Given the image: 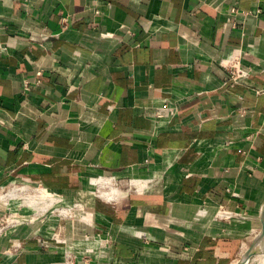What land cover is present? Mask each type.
<instances>
[{"label":"crops","instance_id":"crops-1","mask_svg":"<svg viewBox=\"0 0 264 264\" xmlns=\"http://www.w3.org/2000/svg\"><path fill=\"white\" fill-rule=\"evenodd\" d=\"M0 191V264H233L264 213V0H0Z\"/></svg>","mask_w":264,"mask_h":264},{"label":"built area","instance_id":"built-area-1","mask_svg":"<svg viewBox=\"0 0 264 264\" xmlns=\"http://www.w3.org/2000/svg\"><path fill=\"white\" fill-rule=\"evenodd\" d=\"M230 11L233 14L237 13L235 9H231ZM223 68L227 72L229 79L233 83H239L240 81L244 80L246 77L245 73L242 71L240 67L239 59L234 58L231 61L227 60L225 64H223ZM4 214L2 217L8 218L9 226L16 224L19 221V217H18L19 215L17 213L11 212V213H7V215Z\"/></svg>","mask_w":264,"mask_h":264},{"label":"bare ground","instance_id":"bare-ground-1","mask_svg":"<svg viewBox=\"0 0 264 264\" xmlns=\"http://www.w3.org/2000/svg\"><path fill=\"white\" fill-rule=\"evenodd\" d=\"M101 195H104V197L107 199H112L115 195L114 189L111 188L109 193H106V194L101 193ZM262 224H263V228L257 235V241L255 243V246L252 248L251 253L249 257L247 258V260L241 264H264V213L262 215ZM237 263H238V260L235 264Z\"/></svg>","mask_w":264,"mask_h":264},{"label":"rangeland","instance_id":"rangeland-1","mask_svg":"<svg viewBox=\"0 0 264 264\" xmlns=\"http://www.w3.org/2000/svg\"><path fill=\"white\" fill-rule=\"evenodd\" d=\"M91 186H92V185H91ZM111 186H113L112 183H111ZM104 190H105V189H104L102 186H99V185H98V186L95 185V186H94V189L91 188V192H92L95 196H99L100 193H103ZM32 195H36V194H32ZM2 196H3V193H0V198H3ZM99 197H100V196H99ZM100 198H101V200L103 199L102 197H100ZM103 200H104V199H103ZM260 219H261V220H258V222H256V224H255V228H254L252 234L249 235L248 240L245 242L244 249H243L242 247L239 249L238 255H237V257L235 258V260L233 261V264H235V263L237 262V260L240 259L241 255L244 253L243 251H245V250L248 249V247L250 246L252 240H253V239L258 235V233L262 230V228H263L262 217H261Z\"/></svg>","mask_w":264,"mask_h":264},{"label":"water","instance_id":"water-1","mask_svg":"<svg viewBox=\"0 0 264 264\" xmlns=\"http://www.w3.org/2000/svg\"><path fill=\"white\" fill-rule=\"evenodd\" d=\"M264 208V207H263ZM261 217V216H260ZM257 241V236L252 240L250 246L248 247V249L241 255L240 259H238V263L237 264H241L244 261L247 260V258L249 257L252 248L255 246V243Z\"/></svg>","mask_w":264,"mask_h":264}]
</instances>
